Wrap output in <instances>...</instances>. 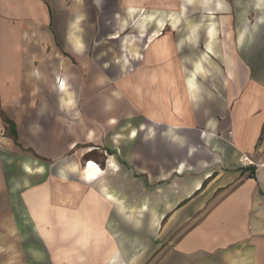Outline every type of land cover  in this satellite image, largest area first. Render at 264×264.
<instances>
[{
    "label": "crops",
    "instance_id": "1",
    "mask_svg": "<svg viewBox=\"0 0 264 264\" xmlns=\"http://www.w3.org/2000/svg\"><path fill=\"white\" fill-rule=\"evenodd\" d=\"M258 2L259 8L251 3V9L257 12L254 25L249 26V19L245 16L238 19L236 42L233 46L232 43H222L226 48L223 57L228 72L223 89L232 87L237 91L231 95L227 92L217 101L208 98L198 84V78L209 72L205 64L209 63L218 39L216 22L212 21L214 17L204 23L203 34L201 29H195L197 23L185 19L189 22L183 35L185 37L175 40L177 0H111L110 9L124 8L123 17L111 13L105 19V24L108 22L114 30L108 39H116L118 43L111 50L99 49L96 58H109L101 67L111 66L109 79L118 84L121 94L115 97L112 93L115 98L109 100L112 105L109 113L102 111L106 101L101 91L99 95L94 94V127L92 130L84 128L78 133L83 145L77 150L79 159L93 151H99L103 159H108L104 169L98 166L99 171L84 169V183L79 181L78 184L84 188L86 186V191L90 189V184L94 186V192L88 198L83 187L70 193L69 198L61 197L66 211L81 210L80 207H83V211L76 214L65 212L63 217L69 219L75 216L84 223L92 217L94 227L34 228L39 240H35L38 243L34 246V243L29 245L31 263L144 264L148 259L147 251L151 250L150 233L159 229L161 219L169 213L171 220L177 219V228L159 229L157 240L160 242L152 248L151 264H264V80L261 77L255 81L243 79L232 86L229 80L236 66L230 58V50L234 45L235 48H242L252 33L258 31V26L264 24V0ZM51 8V0H0V93L3 96H8L7 79L13 80L10 88L15 90L34 79L29 76L27 70L31 67L28 65L39 62L35 58L40 56H30L29 61L22 63V54L28 52L30 47L23 49L22 42L42 40L41 36L49 32ZM81 17L79 13L74 15L66 34L68 47L77 55H82L84 51L82 27L79 24ZM225 20L221 23L225 24ZM210 27L214 30L208 32ZM127 28L132 30L123 33ZM167 28L171 29L165 33ZM224 34L231 41L230 32ZM201 35H204V49L200 57L193 59L186 56L181 60L183 43L196 46ZM120 41L125 42V48L118 47ZM261 45L259 48L255 45L253 65L249 60L247 65L240 67L241 78H245L249 71L246 66H253L255 72H264V60L258 65L256 57L262 56L261 48L264 45ZM40 60L45 61V58ZM61 75L64 76V73L55 76V85L61 95V105L69 110L74 105L67 82L69 77L65 75L61 78ZM103 82L101 73H97L94 84L101 88ZM120 95L122 101L118 102L116 99ZM128 104L141 109L143 119L149 123L140 128L121 127L113 133L120 122L130 119ZM214 106H219V113H213ZM104 133L110 134V146L111 142L119 143L120 139H125L123 144L129 147L128 151L121 152V148L113 145L105 147L102 143ZM141 134L144 149L133 153L131 142ZM76 146L75 142L68 141L58 152L65 154ZM89 147L93 150L85 152ZM105 148L113 154L108 155ZM166 152L173 154L175 165L169 170V175L174 174L173 181L167 189L163 185L153 194L157 208L151 215V228H126L128 231L125 232L108 226V218L114 214L125 217L150 215L145 202L136 209L137 212L123 205L125 201L138 200H148L149 204L150 195L140 179L127 170L122 173L123 166L118 157L129 166L140 153L142 161L147 162L146 168L152 171L164 169L166 162L171 161V158L167 160ZM242 155L251 156L254 165L247 168L254 169L253 177H249V170L241 166ZM27 162H23V167L31 175L45 169L36 165L35 161H29L27 168ZM19 167H22L21 164ZM57 179H60L59 175L49 177L41 186L48 189L47 202L54 195L48 187L63 184ZM156 180L164 181L165 178L157 177ZM9 184L21 186L22 181L8 180L0 161V190ZM41 187L33 185L21 194L20 204L27 192L31 193V207L44 202L42 198L41 201L36 200L32 193ZM141 192L148 195L141 197ZM57 197L60 198L59 195ZM167 200L171 204H166ZM24 207L29 212L27 203ZM42 212V217L49 218V213ZM29 215L33 218V215ZM4 226L8 232L14 228L9 223ZM172 234H176L172 242L163 245ZM133 246L141 247V253L129 257L126 249L131 251Z\"/></svg>",
    "mask_w": 264,
    "mask_h": 264
},
{
    "label": "rangeland",
    "instance_id": "2",
    "mask_svg": "<svg viewBox=\"0 0 264 264\" xmlns=\"http://www.w3.org/2000/svg\"><path fill=\"white\" fill-rule=\"evenodd\" d=\"M252 2L255 7L259 8L258 0H177V31L174 33L177 38L175 40L180 39L188 29L187 25H189V22L184 21L185 19L197 23L195 29H201V34L204 33V28L206 27L204 23L210 22L211 17H214L212 21L216 22L218 39L215 41V50L211 54V59L208 60L209 63L205 64L209 72L203 74V77L200 76L198 78V84H200L203 92L207 93L208 98L218 101L223 96H226L227 92L231 95L233 91H237L232 87L229 90L223 89V86H225L224 82H226L228 76L223 54L226 51L225 45H231L232 43L233 46L236 42L238 19L245 16L249 19L248 25H254L257 12L251 9ZM113 4L114 2L112 1ZM51 5L50 18L52 19V24L51 28L50 26L48 27L49 29L47 28L49 32L41 36L42 40L22 42L23 49L26 46H30L28 52L22 54V63H26L27 60L29 61L30 56L35 57L36 54L40 56L35 58L40 63L35 61L33 66L31 64L28 65L31 67L27 70L29 71V76L31 75L34 79L23 83L24 85L16 88V90L10 88L13 80L7 79L8 88H6V92L8 96H3L0 93V161L5 172V177L8 180L22 181L21 186L9 184L5 185L4 190H0V214H2L0 215V264H36V262L31 263L33 260L29 261V245L31 246L34 243L32 244L34 246L38 243L35 241L38 239V236L33 231L34 228H93L94 222L92 217L88 218L85 223L75 216H70L69 219L63 217L65 212L76 214L79 211H83V207H80L81 210L76 209L72 211L70 209L66 211L64 209L66 208V204L62 200L65 197L69 198V194L75 190H81V187L84 188L83 185H79L78 183L79 181L83 182L84 169L86 167L89 168L88 165L90 163L95 164L97 171H99L98 167L104 169L108 159H103V154L100 155L99 151H93L79 159L77 150L83 144L81 143L82 138L78 139V133L84 128L92 130L94 127L95 93L99 95L101 91L103 100L106 101L102 111L108 113L112 106L109 102L110 98H115L120 93L118 84L113 79H109L111 66L101 67L109 58L101 57L99 59V57L96 58V54L102 48L107 50L116 48L118 41L116 39H108L114 33V30L110 28L108 22L105 24V19L111 13L117 17H123L124 8L122 10L119 8L110 9L111 0H100L99 3L95 0H51ZM76 5L78 7L74 8ZM163 11L167 12V10ZM76 13L82 16L79 20V24L82 27L84 44L82 55L72 52L68 47L66 35L69 23L74 19ZM223 19H226L225 24L221 23ZM170 29L167 28L165 33ZM257 29L258 31L252 33L250 39L244 43L242 48H235L234 45V48L230 50L232 55L230 58L235 61L236 65L232 71L233 78L229 79L231 86L237 84L238 80L243 79L255 81L261 77L264 80V72L253 71V66H246L249 68V71L246 73L245 78H241L239 72L240 67L247 65L249 60L253 65L255 45L257 44L258 48L260 44L264 45V24L258 26ZM131 30L127 28L123 33H129ZM211 30H214L213 27H210L208 32H211ZM225 32H230L232 42L226 38ZM202 36L204 37V35L199 37L196 46L191 47L183 43V54H180L181 57H179L181 60L185 59L186 56L193 59L200 57L204 49V38ZM184 37H181V39ZM223 42H225V45L222 44ZM118 47L120 49L125 48V42L120 41ZM261 49V58L256 56L258 65L261 60H264V46ZM256 51L259 52L260 50L257 49ZM42 58H45V61L40 60ZM39 65L42 66L38 68ZM99 72L104 81L101 88L94 84V77ZM40 73L42 74L40 75ZM57 73H64V76L68 75L69 77L67 82L74 101L73 107L69 110L65 109L60 103L59 97L61 95L58 94L57 85H55ZM64 76L61 75L60 77ZM18 84L22 83L18 82ZM18 97H21V99H17ZM116 100L121 102V95ZM126 107L129 110L128 117L130 119L120 122L114 128L113 133L117 132L121 127L129 129L140 128L142 125L149 123L143 119L144 113L141 109H135L130 104ZM219 112V106H214L213 113ZM105 117L110 116L105 115ZM102 139L105 147L110 146V134L104 133ZM124 140L120 139V144L111 142V146H118L121 148V152L126 151V149L128 151L129 147L123 144ZM143 140L144 137L141 134L135 141H132L131 152L138 153L142 151L145 146ZM68 141L69 143L75 142L77 146L65 154L58 152L62 148V145H65ZM92 150L93 148L89 147L85 152ZM106 153L108 155L113 154L108 148L106 149ZM166 153L167 160L171 158V161L166 162L164 169L152 171L146 168L147 162L145 164L142 161L140 153L138 154V159L136 158L134 161H131L129 166L118 157L119 163L123 166L122 173L129 171L132 176L140 179L146 192L150 195L149 204L148 200H138L134 202L125 201L123 205H126L128 209H132L131 211L137 212L136 209L145 202L146 204L144 205L146 207L148 205L150 215L125 217L124 215L117 216L114 214L113 217L108 218V226L119 228L125 232L128 231L126 228H151V215L157 208V200H155L153 194H156L163 185L167 189L170 182L173 181L174 174L169 175V170L175 165L172 161L173 154ZM25 161H35L36 165H40L45 169H43V172H34L31 175L24 170L23 162ZM20 164L21 168L19 167ZM77 165L80 169H78ZM68 166L76 168L68 169ZM89 170L96 171L95 168ZM164 171L166 174H164ZM58 175L60 179H57V182H62L63 184L57 183L48 187L49 191L54 195L47 202L48 189L44 185L43 187L41 186L47 178L52 176L57 177ZM63 177L67 178L62 179ZM157 177H164L165 180L158 181L156 180ZM33 185H36L37 188L41 187L32 191L35 195L34 198H37L36 200L39 201L42 198L44 202H39L38 205L36 204L34 207H31L29 201L31 193L27 192L22 196L25 200L23 199L22 204H20L19 198L21 194L33 187ZM86 188L85 186L82 190L86 191ZM65 190H69V192L66 193ZM93 192L94 186L90 184V189L86 191V198ZM57 195L63 199H60ZM146 195L148 194L141 192V197H145ZM26 203L29 207V212L26 211L27 209H24ZM169 203L167 200L166 204ZM42 211L49 213V218L42 217ZM86 211L88 212L89 210L87 209ZM29 213L33 215V218ZM7 223L14 227L11 232L4 230V224L7 225ZM175 227L177 228V219L176 221L174 219L171 220L169 213L160 221L159 229ZM159 229L150 233L151 250L147 251L148 259H146L147 261L144 264H151L153 258L152 248L160 242L157 240L158 233L161 231ZM175 235L172 234L168 239L166 238V242L163 245L172 242ZM126 250L129 257L141 253V247L134 248L133 246L131 251ZM149 254L152 255L149 256ZM37 264H40V261Z\"/></svg>",
    "mask_w": 264,
    "mask_h": 264
},
{
    "label": "built area",
    "instance_id": "3",
    "mask_svg": "<svg viewBox=\"0 0 264 264\" xmlns=\"http://www.w3.org/2000/svg\"><path fill=\"white\" fill-rule=\"evenodd\" d=\"M240 164L242 167H249V166H253L254 165V162L251 158V156H245V155H242L240 157Z\"/></svg>",
    "mask_w": 264,
    "mask_h": 264
},
{
    "label": "bare ground",
    "instance_id": "4",
    "mask_svg": "<svg viewBox=\"0 0 264 264\" xmlns=\"http://www.w3.org/2000/svg\"><path fill=\"white\" fill-rule=\"evenodd\" d=\"M180 68H181V67H180ZM186 94H187V92H186ZM173 108H174V107H173ZM27 163H28V166H27V168H28L29 165H30V162H27ZM88 166H89V168H95V170L97 171L95 164L90 163ZM29 170H30V169H29Z\"/></svg>",
    "mask_w": 264,
    "mask_h": 264
},
{
    "label": "trees",
    "instance_id": "5",
    "mask_svg": "<svg viewBox=\"0 0 264 264\" xmlns=\"http://www.w3.org/2000/svg\"><path fill=\"white\" fill-rule=\"evenodd\" d=\"M246 170H249V177H253L254 176V169L253 168H250V169L247 168Z\"/></svg>",
    "mask_w": 264,
    "mask_h": 264
}]
</instances>
